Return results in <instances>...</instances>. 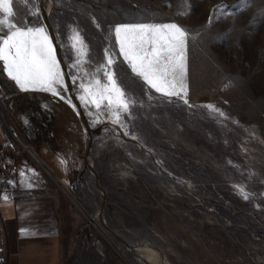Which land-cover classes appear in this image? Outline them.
I'll return each mask as SVG.
<instances>
[{"label": "rangeland", "instance_id": "374dc122", "mask_svg": "<svg viewBox=\"0 0 264 264\" xmlns=\"http://www.w3.org/2000/svg\"><path fill=\"white\" fill-rule=\"evenodd\" d=\"M237 3L13 0L10 21L48 32L45 18L67 88H59L51 111L41 103L18 108L21 136L0 105L10 143L50 183L60 264H264V0ZM220 5L225 15L215 11ZM133 21L175 22L191 34L188 104L148 89L118 55L111 30ZM73 29L89 48L82 65L70 49ZM105 49L117 53L112 70L136 100L119 122L80 99L81 84L103 79L96 68ZM10 92L0 86V96ZM146 246L157 263L141 251Z\"/></svg>", "mask_w": 264, "mask_h": 264}, {"label": "snow or ice", "instance_id": "6c2138e0", "mask_svg": "<svg viewBox=\"0 0 264 264\" xmlns=\"http://www.w3.org/2000/svg\"><path fill=\"white\" fill-rule=\"evenodd\" d=\"M27 2L31 4L33 0ZM241 2L249 6V0H238V9ZM12 4L13 0H0V13L4 14L0 17V62L3 71L22 91L40 90L58 95V87L67 90L56 47L45 27L10 21L8 18L13 16ZM225 8V5H220L215 11L225 15ZM31 14L38 15V8L33 7ZM260 15L264 16V12ZM111 31L119 45L118 55L148 89L166 97H178L188 104L184 80L187 75L188 37L191 34L187 29L175 22L133 21L118 24ZM68 39L70 49L77 54L76 65H82L85 57L90 60L88 45L79 30L73 29ZM115 55L117 53L105 49L104 59L96 68L103 79L92 75L87 84H81L83 94L80 99L97 111H110L114 120L119 122L121 113L129 112L136 100L129 96L118 73L112 70ZM206 107L219 111L214 105ZM220 115L224 114L221 112ZM239 191L247 200L244 189L241 187Z\"/></svg>", "mask_w": 264, "mask_h": 264}, {"label": "crops", "instance_id": "0c3cea01", "mask_svg": "<svg viewBox=\"0 0 264 264\" xmlns=\"http://www.w3.org/2000/svg\"><path fill=\"white\" fill-rule=\"evenodd\" d=\"M0 71L12 91L1 94L0 105L8 115L12 130L21 136L23 134L13 114L24 104L34 106L35 103H41L46 106L47 111H51L48 106L54 108L57 105L53 99L55 95L40 90L22 91L3 71L2 62ZM57 91L59 92V87ZM20 96L26 101H21L18 98ZM59 103L66 106L64 100ZM27 138L37 149L38 143L34 141V137ZM1 147L16 151L15 174L12 178L7 179L0 170V251L5 252V264H60V217L56 213V200L50 183L45 178V171L40 169L41 172L34 165H29L25 154L10 143L0 121Z\"/></svg>", "mask_w": 264, "mask_h": 264}, {"label": "built area", "instance_id": "2783aa9c", "mask_svg": "<svg viewBox=\"0 0 264 264\" xmlns=\"http://www.w3.org/2000/svg\"><path fill=\"white\" fill-rule=\"evenodd\" d=\"M27 151L28 148L23 147ZM16 154L15 150H12L8 147L0 148V170L5 173L6 178H12L15 174V159ZM4 250L0 251V264H5L4 262Z\"/></svg>", "mask_w": 264, "mask_h": 264}, {"label": "water", "instance_id": "95a60500", "mask_svg": "<svg viewBox=\"0 0 264 264\" xmlns=\"http://www.w3.org/2000/svg\"><path fill=\"white\" fill-rule=\"evenodd\" d=\"M43 17H44V16H43ZM44 23H45V25H46V27H47V29H48V33H49L50 38L52 39L53 44H54V46L56 47V50H57V58H58V60L60 61V54H58L57 41H56V39H54V36H53V34H52L51 30H50L49 25H47V22H46L45 18H44ZM60 62H61V61H60ZM60 64H61V63H60ZM0 74H1V71H0ZM3 84H6V82H5V80L0 76V86H3ZM84 127H86V126L84 125ZM86 129H87V131L89 132L88 127H86ZM90 132L94 133V130H91ZM87 151H88V146H87V148H86V153H87ZM86 153H85V154H86ZM79 178H80V175H79V177L75 180V182L72 184L71 189H72L74 186H77V184L79 183Z\"/></svg>", "mask_w": 264, "mask_h": 264}, {"label": "bare ground", "instance_id": "6f19581e", "mask_svg": "<svg viewBox=\"0 0 264 264\" xmlns=\"http://www.w3.org/2000/svg\"><path fill=\"white\" fill-rule=\"evenodd\" d=\"M141 251L143 252V254L149 258L152 262H155L157 263L158 261V256H157V253L154 249L150 248V247H142L141 248Z\"/></svg>", "mask_w": 264, "mask_h": 264}]
</instances>
